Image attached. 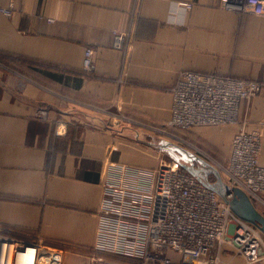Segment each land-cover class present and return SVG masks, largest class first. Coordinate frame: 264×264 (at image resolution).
I'll list each match as a JSON object with an SVG mask.
<instances>
[{
	"label": "crops",
	"instance_id": "obj_1",
	"mask_svg": "<svg viewBox=\"0 0 264 264\" xmlns=\"http://www.w3.org/2000/svg\"><path fill=\"white\" fill-rule=\"evenodd\" d=\"M0 8L13 11L0 12V227L46 239L38 257L51 262L39 264H110L91 251L111 164L151 170L164 160L148 139L166 126L182 72L264 83V15L221 0H0ZM115 31L130 35L128 52L113 48ZM246 105L244 125L204 137L229 155L240 128L257 130L264 166V86ZM226 247L219 264H248Z\"/></svg>",
	"mask_w": 264,
	"mask_h": 264
},
{
	"label": "built area",
	"instance_id": "obj_2",
	"mask_svg": "<svg viewBox=\"0 0 264 264\" xmlns=\"http://www.w3.org/2000/svg\"><path fill=\"white\" fill-rule=\"evenodd\" d=\"M241 3L264 15V0H221L229 10H240ZM0 12L13 14L8 8ZM112 46L128 52L130 35L115 31ZM83 64L89 72L96 68L90 47L85 49ZM263 86L244 77L184 71L171 89L173 102L165 128L244 125L241 107ZM165 128L154 129L167 132ZM261 147L257 130L240 128L228 162L218 168L230 188L239 187L253 202L264 204ZM226 197L231 199L232 192ZM100 211L98 241L91 254H103L110 264H219L226 246L248 264L264 261L261 230L238 217L216 190L174 162L162 160L151 170L112 163ZM49 247L42 237H13L0 227V264H28L29 258L38 264V255ZM171 251L180 256L178 262Z\"/></svg>",
	"mask_w": 264,
	"mask_h": 264
},
{
	"label": "rangeland",
	"instance_id": "obj_3",
	"mask_svg": "<svg viewBox=\"0 0 264 264\" xmlns=\"http://www.w3.org/2000/svg\"><path fill=\"white\" fill-rule=\"evenodd\" d=\"M250 100L245 101L241 107L242 108L241 115L243 119L247 121H248V111L246 104L250 102ZM229 125L231 124L221 125V126H204V127L196 126L190 129H182L179 127H172L166 129L164 127L167 132H165L164 129H162L161 132L156 130L155 132L156 134L155 135L152 134L155 136V139L153 141L148 139V141H150L149 144L152 145L157 150V152L161 154L162 158H164L165 161L174 162L176 164H179L180 166H183L182 165V162H184L183 156L186 155L187 152H189V153H194L202 157L203 159L207 160L211 165H213L218 170V172H220L218 166L226 164L227 163L226 160L229 158L230 154L224 155L219 147H217L216 145H214L204 137L205 136L204 134L208 130H219L228 127ZM215 182H217V180ZM223 184L225 189L229 187L226 183ZM263 198H264V194H263ZM256 204L259 210L262 211L264 214V204L260 202H256Z\"/></svg>",
	"mask_w": 264,
	"mask_h": 264
},
{
	"label": "water",
	"instance_id": "obj_4",
	"mask_svg": "<svg viewBox=\"0 0 264 264\" xmlns=\"http://www.w3.org/2000/svg\"><path fill=\"white\" fill-rule=\"evenodd\" d=\"M182 165L188 172L195 175L199 180L216 190L221 197L229 204L231 210L241 219L254 224L264 234V214L261 212L249 195L239 187L225 189L224 181L220 172L202 157L187 152L183 156ZM213 173L217 177V182L208 180V173ZM222 179V181H221ZM219 181V182H218ZM232 192V198L227 199L226 195Z\"/></svg>",
	"mask_w": 264,
	"mask_h": 264
},
{
	"label": "bare ground",
	"instance_id": "obj_5",
	"mask_svg": "<svg viewBox=\"0 0 264 264\" xmlns=\"http://www.w3.org/2000/svg\"><path fill=\"white\" fill-rule=\"evenodd\" d=\"M46 251H47V250H46ZM54 253H55V252H54ZM43 254H44V253H43ZM52 254H53V253H52ZM41 257H42V259H41ZM27 259H28V258H27ZM40 259H41V261H43V263L48 262L49 260H50V262H51V258L48 257L47 255L39 256V257H38V264H39Z\"/></svg>",
	"mask_w": 264,
	"mask_h": 264
}]
</instances>
